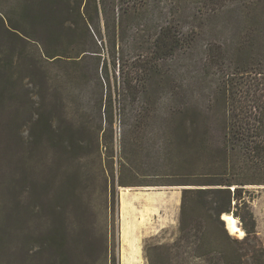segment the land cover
<instances>
[{"label": "trees", "instance_id": "16d2710c", "mask_svg": "<svg viewBox=\"0 0 264 264\" xmlns=\"http://www.w3.org/2000/svg\"><path fill=\"white\" fill-rule=\"evenodd\" d=\"M2 36L67 67L66 79L38 74L35 57L23 60L0 40V130L7 141L22 135L14 126L26 108L12 116L8 103L24 78L31 102L26 139L33 148L47 142L76 153L85 146L90 117L103 134L118 120L122 145L131 139L135 145L157 122L160 150L187 151L201 171L178 184L176 234L150 248L149 263L264 264L244 195L245 186L264 185V0H0ZM128 37L136 44L131 51ZM74 105L81 109L78 120L70 115ZM7 112L11 120L1 125ZM81 181L78 173L65 175L59 203ZM43 190L36 188L38 199ZM222 214L240 220L242 237L228 231ZM3 225L0 251L7 240ZM61 232L54 225L39 243L62 263Z\"/></svg>", "mask_w": 264, "mask_h": 264}, {"label": "rangeland", "instance_id": "374dc122", "mask_svg": "<svg viewBox=\"0 0 264 264\" xmlns=\"http://www.w3.org/2000/svg\"><path fill=\"white\" fill-rule=\"evenodd\" d=\"M0 40L15 46V53L23 60L26 56L35 57L41 68L38 74L66 77L65 63H48L28 43L5 36ZM140 41L141 38L137 40ZM134 45L128 37L125 49L131 51ZM21 75L23 78L28 74ZM35 77L34 82L39 83L40 77ZM22 80L27 83V78ZM23 83L20 86L18 82V92L8 103L12 116L22 104L26 108L14 126L22 135L7 141L0 130V225L4 224L7 237L6 246L0 251V264H150V248L171 242L176 234L183 187L178 184L201 171L192 156L176 149L162 152L157 122L143 129L142 138L135 145L132 139L122 145L118 120L103 134L94 117H90V127L84 130L85 146L76 153L62 152L47 142L33 148L26 139L31 102L28 103ZM73 86L78 91L77 85ZM38 91L44 93L41 87ZM29 92L38 100L36 92ZM48 99L53 104L57 102L56 95ZM76 107L70 115L78 120L81 109ZM11 113H3L1 125L9 123ZM57 115L58 112L56 118ZM73 173H78L82 181L72 198L61 204L57 200L59 182ZM39 185L44 186L41 199L35 196ZM263 186L247 185L244 195L264 246ZM54 225L66 239L67 259L62 263L39 243Z\"/></svg>", "mask_w": 264, "mask_h": 264}, {"label": "bare ground", "instance_id": "6f19581e", "mask_svg": "<svg viewBox=\"0 0 264 264\" xmlns=\"http://www.w3.org/2000/svg\"><path fill=\"white\" fill-rule=\"evenodd\" d=\"M166 187V186H165ZM172 187V186H171ZM176 187V186H175ZM181 187V186H180ZM264 187V186H263ZM150 188V187H149ZM160 188V187H159ZM177 189V188H176ZM181 189V188H180ZM222 218L225 221V223L228 226V231L231 234H236L238 233V235H243L244 232L242 229L239 228V225L237 224L238 220L236 217H234L231 214H222ZM240 221V220H239Z\"/></svg>", "mask_w": 264, "mask_h": 264}, {"label": "water", "instance_id": "95a60500", "mask_svg": "<svg viewBox=\"0 0 264 264\" xmlns=\"http://www.w3.org/2000/svg\"><path fill=\"white\" fill-rule=\"evenodd\" d=\"M237 224L239 225V224H240V222H237ZM226 228L228 229V226H227V224H226Z\"/></svg>", "mask_w": 264, "mask_h": 264}]
</instances>
